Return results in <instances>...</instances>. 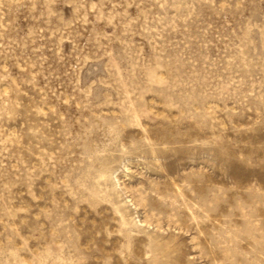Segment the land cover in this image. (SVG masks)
Segmentation results:
<instances>
[{
    "label": "rangeland",
    "instance_id": "374dc122",
    "mask_svg": "<svg viewBox=\"0 0 264 264\" xmlns=\"http://www.w3.org/2000/svg\"><path fill=\"white\" fill-rule=\"evenodd\" d=\"M0 264H264V0H0Z\"/></svg>",
    "mask_w": 264,
    "mask_h": 264
}]
</instances>
